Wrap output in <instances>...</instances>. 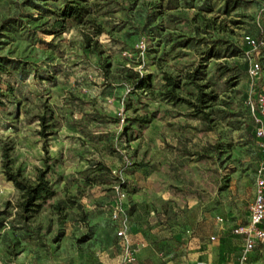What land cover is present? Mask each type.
<instances>
[{"label": "rangeland", "instance_id": "374dc122", "mask_svg": "<svg viewBox=\"0 0 264 264\" xmlns=\"http://www.w3.org/2000/svg\"><path fill=\"white\" fill-rule=\"evenodd\" d=\"M60 4L0 0V56L15 60L0 83V264H121L118 200L136 250L126 264H194L211 235L245 222L252 200L264 47L248 56L243 37L264 40L261 0H85L86 23L46 33ZM131 72L150 87L135 89ZM164 73L197 106L203 86L209 121L162 95ZM140 116L143 127L131 120ZM5 149L29 180L49 158L56 193L27 220L3 173Z\"/></svg>", "mask_w": 264, "mask_h": 264}, {"label": "trees", "instance_id": "16d2710c", "mask_svg": "<svg viewBox=\"0 0 264 264\" xmlns=\"http://www.w3.org/2000/svg\"><path fill=\"white\" fill-rule=\"evenodd\" d=\"M49 13L52 14L54 18L51 21H49V25L46 28L45 32L56 35L57 33L61 32L67 25L86 23V16L89 13V9L85 4V0H61L60 6L55 11H51ZM94 27H95L94 31L92 32L93 35H97L102 31L99 26L96 25ZM89 40H90L89 37L85 38L86 42H89ZM190 41L191 39H186L180 42V45H184L185 43L187 44ZM199 42L203 44L204 43L207 44L203 40H199ZM261 47H264V45ZM209 51L210 48H208V53ZM14 63L15 60L0 56V83L2 80V76L7 75L9 72L8 66H12L14 68ZM194 75L195 73L192 74L190 78L192 83H196L195 81L199 79L197 76ZM39 77L38 79L41 80L47 79L43 74L39 75ZM127 78L131 80L132 86L135 89L145 90L146 88L150 87V77L147 75L143 76V75H139L138 73L131 72V74H129ZM163 80H164L165 90L163 91L162 95L166 99L188 104L190 107L194 108L195 116H199L200 119H202L205 122L209 121L208 113L204 112L201 108L206 106V103L208 102L209 99H211V96L209 94L203 93L202 85L196 84V87L198 89L196 99L197 101L202 103L200 106H197L193 102L180 97L176 93V89H178L179 87L177 79L164 73ZM4 97L5 94L0 85V108L4 107V102L2 100ZM39 119H40L39 123L41 127L44 128L43 130L39 131V135H41L42 137H46L49 134V132H44V131L49 126L48 124H44L45 121L43 117H40ZM131 120L138 127H143L145 124H147L150 121L145 116H140L136 118L133 117L131 118ZM254 127H255V123L253 125V130H252L253 136H254ZM48 159H49L48 156H45L43 158L44 167L37 168L34 178L32 180H29L21 175L20 168H15V169L11 168L9 156L6 152V149L3 152V161H2L3 173L5 179L11 182L14 188L17 189L19 192V207L21 210V217L23 220H27L34 213H36L41 208L42 204L46 200L52 198L56 193L52 183L48 180L46 176L50 168L48 164Z\"/></svg>", "mask_w": 264, "mask_h": 264}, {"label": "built area", "instance_id": "2783aa9c", "mask_svg": "<svg viewBox=\"0 0 264 264\" xmlns=\"http://www.w3.org/2000/svg\"><path fill=\"white\" fill-rule=\"evenodd\" d=\"M264 10V0H261ZM243 40L247 46L246 54L251 55L258 47L264 45V41H258L245 35ZM259 71V63L252 59L249 67V74L254 77ZM256 117L254 127L255 145L257 147V158L255 165V181L252 193V200L248 207V218L246 223L232 228L231 232L242 238V249L239 254V261L244 263L248 259L249 253L256 244L264 243V95H256ZM253 111V106H251ZM110 219L116 223L115 235L121 250L120 262L126 264L134 261L135 250L131 247L127 237L128 216L122 207L121 202L115 204L110 212ZM217 222L221 223L222 218L216 217ZM214 240V237H210Z\"/></svg>", "mask_w": 264, "mask_h": 264}, {"label": "crops", "instance_id": "0c3cea01", "mask_svg": "<svg viewBox=\"0 0 264 264\" xmlns=\"http://www.w3.org/2000/svg\"><path fill=\"white\" fill-rule=\"evenodd\" d=\"M217 216L218 215L215 216V220ZM247 218H248V212L246 214V220L244 223H246ZM216 223L220 226L221 229H223L224 227L222 225L223 222L219 223L216 220ZM235 226L228 227L229 235L221 234L219 238L216 235H211L214 237V240L212 241H215L214 242L215 244L207 247L206 253L204 254L203 258L197 260L194 264H264V243L255 245L253 250L249 253L246 262L241 263L239 261V254L242 249V238L238 235H234L231 232L232 228ZM220 233L221 232H218V234ZM114 235H115V231H114Z\"/></svg>", "mask_w": 264, "mask_h": 264}]
</instances>
